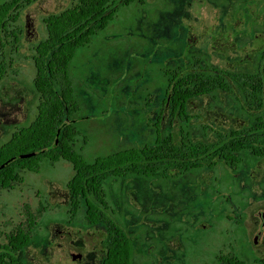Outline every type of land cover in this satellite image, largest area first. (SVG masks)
Instances as JSON below:
<instances>
[{"label":"rangeland","instance_id":"374dc122","mask_svg":"<svg viewBox=\"0 0 264 264\" xmlns=\"http://www.w3.org/2000/svg\"><path fill=\"white\" fill-rule=\"evenodd\" d=\"M74 1L40 0L24 12L25 54L44 35L43 17ZM124 1L115 0L110 8L117 9L115 19L72 63L80 108L69 122L79 132L72 146L87 163L153 147L159 134L176 144L216 143L219 133L252 122L233 94L197 98L186 119L174 115L165 99L177 70H256L264 49V0H143L127 6ZM16 67L0 85V146L17 126L34 120L39 105L31 64ZM238 156L233 175L218 165L105 182L108 214L134 243L133 264H215L221 250L243 263L262 264L264 157L251 151ZM73 174L64 161H45L39 173L24 171L22 183L0 188V245L25 224L28 208L37 219L29 264H102L105 228L88 226L84 208L75 219L70 216L66 186ZM230 215L241 225L231 229Z\"/></svg>","mask_w":264,"mask_h":264},{"label":"trees","instance_id":"16d2710c","mask_svg":"<svg viewBox=\"0 0 264 264\" xmlns=\"http://www.w3.org/2000/svg\"><path fill=\"white\" fill-rule=\"evenodd\" d=\"M38 1L7 0L0 5V85L10 74L17 73V64L30 63L39 97L34 120L17 126L11 139L0 146V187L11 189L22 183V172L39 173L45 161L70 164L74 174L66 188L71 219L84 208L88 226L105 228L103 264H133L134 243L108 214L105 182L131 175L150 178L162 173L169 177L172 172L211 167L216 158L237 166L241 162L238 155L244 151L264 157V49L258 52L256 70L250 72L217 68L177 70L170 78L165 99L174 115L186 119L189 103L197 98L233 94L240 110L253 119L247 126L229 134L219 133L218 141L208 144H176L172 138L163 139L159 134L153 147L126 149L89 164L72 146L79 132L69 122L80 108L71 68L78 51L115 19L117 9L110 10L115 0H75L62 11L45 15L41 21L44 35L29 44L30 53L25 54L26 26L22 16ZM135 1L143 0H125L124 5ZM26 212L28 232L19 231L12 238L18 258L13 256L12 263L2 259L0 264H24V249L30 244L29 233L36 225L31 211L27 208ZM226 263L244 264L233 258Z\"/></svg>","mask_w":264,"mask_h":264},{"label":"flooded vegetation","instance_id":"af4514ba","mask_svg":"<svg viewBox=\"0 0 264 264\" xmlns=\"http://www.w3.org/2000/svg\"><path fill=\"white\" fill-rule=\"evenodd\" d=\"M253 23H254V22H253ZM169 90H170V89H169ZM176 116H177V115H176ZM160 122H161V121H160ZM218 165H224V166H226V167L228 168V170H230V174H231V175H233L232 172H233L234 169L236 168L235 165L228 163L225 159H218V158H216L215 162L212 163V166H211V167H209V166H207V167L212 168V167H215V166H218ZM195 170H196V169H195ZM186 173H188V172H186ZM233 173H234V172H233ZM172 174H173V173H170V175H172ZM174 174H177V173L174 172ZM170 175H169V177H171ZM0 188H1V187H0ZM2 189H3V188H2ZM11 189H12V188H11ZM67 191H68V190H67ZM67 203H68V206H70V194H69V192H68ZM31 213H32V212H31ZM32 214H33V213H32ZM33 216L35 217V214H33ZM70 216H72V215H71V212H70ZM234 216H235V214H234ZM26 217H27V215H26ZM233 219H235V217L233 218L231 215L228 216V218H226V220L229 221V225L232 224L231 229H233L235 226H240V225H241L240 222H238V224H235V222L233 221ZM35 220H36V225H35L34 229L37 227V219H36V217H35ZM233 225H234V226H233ZM241 228H242V227H241ZM34 229H32V231L29 233L30 236H31V241H32V232H33ZM231 229H229L230 234H231ZM19 231H23V232H26V233L28 232V228H27V218H26V220H25V224L21 223V224L18 225L13 231H11L9 234L6 235V243L0 245V261H1L2 259H4L5 262H11V263H12V262H13V259H12L13 256L16 255L15 257L18 258L17 254L13 252L12 238H13L14 235L18 234ZM260 235H262V232H260L259 235L256 236L255 240H259V239H260ZM255 240H254V243H255ZM255 244H256V243H255ZM30 247H31V242H30V244L27 245L26 248L24 249V264H29V262H28V257H29V249H30ZM105 255H106V252H105ZM218 256H219V257L217 258V262H216L215 264H228V263H226V260H227V259H231V258H233V259H235V260H239V259L237 258V256H236V254H234V253L223 254V251H222V250L219 251ZM73 259H74V257H73ZM103 260H104V259H103ZM239 261H240V260H239ZM240 262H241V261H240ZM261 263L264 264V261H262ZM102 264H103V262H102ZM244 264H246V263H244Z\"/></svg>","mask_w":264,"mask_h":264},{"label":"water","instance_id":"95a60500","mask_svg":"<svg viewBox=\"0 0 264 264\" xmlns=\"http://www.w3.org/2000/svg\"><path fill=\"white\" fill-rule=\"evenodd\" d=\"M26 157H28V156H21V158H26ZM260 218H261V220H262V230H264V212H261V214H260ZM257 241L258 240H255V243L257 244ZM74 257V260L75 261H79V259H80V257L79 256H73Z\"/></svg>","mask_w":264,"mask_h":264}]
</instances>
